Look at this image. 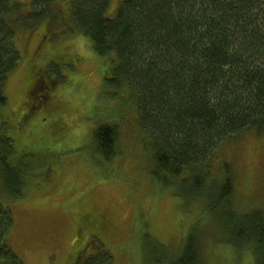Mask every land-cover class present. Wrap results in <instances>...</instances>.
<instances>
[{
  "label": "rangeland",
  "instance_id": "1",
  "mask_svg": "<svg viewBox=\"0 0 264 264\" xmlns=\"http://www.w3.org/2000/svg\"><path fill=\"white\" fill-rule=\"evenodd\" d=\"M19 1L23 13L30 12L32 0ZM68 1H50L51 21L12 24L19 62L7 75V101L0 106V132L13 140L9 162L20 168L14 196L0 177V202L10 207L12 219L10 247L25 264L97 261L91 257L99 243L110 264H158L193 236L205 264H253L248 247L229 242L238 216L252 209L264 213V133L249 130L223 141L212 173L192 194L174 178L163 182L153 173L152 149L134 99L125 88L103 84L114 57L98 56L89 40L81 46L85 36L70 21ZM122 1L111 0L110 12ZM34 72L37 86L26 98ZM35 96H45L52 107L26 109ZM53 107L63 108L54 127ZM100 124L115 128L110 158L92 140ZM225 177L228 199L208 209L207 199L211 202ZM157 243L165 250L158 252Z\"/></svg>",
  "mask_w": 264,
  "mask_h": 264
},
{
  "label": "trees",
  "instance_id": "2",
  "mask_svg": "<svg viewBox=\"0 0 264 264\" xmlns=\"http://www.w3.org/2000/svg\"><path fill=\"white\" fill-rule=\"evenodd\" d=\"M50 1L32 0L30 12L23 13L19 0H0V106L7 101L6 77L19 62L12 24L40 17L51 21ZM110 2L69 0L70 21L98 56L114 57L103 84L125 88L134 99L138 124L152 149L153 173L165 183L176 179L192 194L212 173V159L223 141L249 130L264 133V0H123L113 13ZM114 129L100 124L93 131L104 158L116 151ZM12 147V138L0 132V177L6 190L16 194L20 168L9 162ZM229 193L225 177L211 202L207 199V208L224 203ZM7 221L0 212V236ZM232 238L229 244L248 247L253 264H264L260 209L237 217ZM6 242L0 264H25ZM97 246L91 258L99 259L86 264H110L108 251ZM155 249L162 252L165 246L157 243ZM168 252L156 262L205 264L193 236Z\"/></svg>",
  "mask_w": 264,
  "mask_h": 264
},
{
  "label": "flooded vegetation",
  "instance_id": "3",
  "mask_svg": "<svg viewBox=\"0 0 264 264\" xmlns=\"http://www.w3.org/2000/svg\"><path fill=\"white\" fill-rule=\"evenodd\" d=\"M40 71L42 72L43 70L41 69ZM38 78H39V74H38V72H34V73L32 74L31 81L28 83V85H27V87H26V89H25V91H24V96H25L26 98H28L30 91H31L35 86H37ZM33 91H34V90H33ZM35 98H36V100H34V99H32V98L29 97V101H27L26 109H31V110H33V109H35V108H38L39 105H41V104H42V105H45L44 110H46V109H50V107H52L51 104L47 103V99H46L45 96H44L43 98H41V99H38V96H35ZM33 100H34V101H33ZM42 109H43V107H42ZM51 109H52V108H51ZM53 109H54V113H51V116L53 117L52 127H54L56 123H57V124L59 123V121H60L59 113L62 111L63 108H61V109L59 110L58 108L53 107ZM14 113H15L16 115H19L20 118H21L22 115H23L22 113H21V114H18L17 111H15ZM52 127H51V128H52ZM58 128L60 129V128H62V126L60 125ZM56 132H58V131H56ZM56 134H57V133H56ZM56 134H54V135H56ZM54 135H53V136H54ZM6 136H8V137L11 139V137H10L9 135L6 134ZM7 191L10 193V190H7ZM4 192L6 193V190H4ZM10 194H11V193H10ZM0 195H1V193H0ZM14 195H15V194H12V196H14ZM5 205H6L5 202H3V203L0 202V212H4V213H6L7 218H8V221H7L8 223H7L5 229L3 230V232H2V234H1V236H0V248H1V249H2V245H4V247H5V245H7V242H6V241H7L8 237H9L10 229L12 228V224H10V221H9V211H10V207H9V206H5Z\"/></svg>",
  "mask_w": 264,
  "mask_h": 264
},
{
  "label": "clouds",
  "instance_id": "4",
  "mask_svg": "<svg viewBox=\"0 0 264 264\" xmlns=\"http://www.w3.org/2000/svg\"><path fill=\"white\" fill-rule=\"evenodd\" d=\"M88 41V38L87 37H83L81 38V46H84Z\"/></svg>",
  "mask_w": 264,
  "mask_h": 264
}]
</instances>
